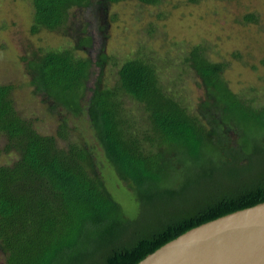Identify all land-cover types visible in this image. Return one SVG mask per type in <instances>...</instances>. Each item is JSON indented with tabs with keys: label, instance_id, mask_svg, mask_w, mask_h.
<instances>
[{
	"label": "trees",
	"instance_id": "trees-1",
	"mask_svg": "<svg viewBox=\"0 0 264 264\" xmlns=\"http://www.w3.org/2000/svg\"><path fill=\"white\" fill-rule=\"evenodd\" d=\"M116 1L98 0L100 10ZM30 3V32L44 27L71 40L60 48L22 44L18 58L31 92L51 101L50 111L84 114L135 209L127 214L112 198L90 146L69 138L63 116L53 133L37 131L14 107L12 84L0 82V153L12 154L0 163L4 264H132L197 223L264 200V100L232 91L221 75L224 61L208 58L199 43L186 48L181 62L199 88L189 108L147 58L116 61L93 47L91 23L74 12L91 0ZM107 60L115 66L110 84L101 82ZM122 94L138 113L125 108ZM221 167L223 179L215 175ZM187 187L195 191L185 195Z\"/></svg>",
	"mask_w": 264,
	"mask_h": 264
},
{
	"label": "rangeland",
	"instance_id": "rangeland-1",
	"mask_svg": "<svg viewBox=\"0 0 264 264\" xmlns=\"http://www.w3.org/2000/svg\"><path fill=\"white\" fill-rule=\"evenodd\" d=\"M99 6L98 0H91L90 7L74 9L75 17L91 23L93 47L99 45L116 61L133 54L147 58L154 63L163 83L187 107L196 100L199 88L193 83L191 69L181 62V55L193 43L205 46L208 58L225 62L221 75L232 91L251 98L253 103L264 100V0H158L150 4L118 0L108 3L103 12ZM32 11L30 0H0V82L12 84L14 107L20 116L32 118L37 131L53 133L58 118L64 117L70 129L69 138L90 146L105 187L122 210L130 214L135 202L106 164L84 114L72 115L60 106L50 111L47 104L51 101L41 100L39 94L30 90L18 58L22 44L29 42L42 48L71 44L68 37L55 30L38 27L30 32ZM247 11L256 15L255 21L242 19ZM109 60L102 68L104 84H110L114 78L115 66ZM91 69L89 79L96 68ZM121 99L126 109L139 112L129 96L122 94ZM11 158L12 154L0 153V163ZM226 174L224 167L215 173L222 179ZM185 191V195L191 194L195 188L187 187ZM0 264H4L1 256Z\"/></svg>",
	"mask_w": 264,
	"mask_h": 264
},
{
	"label": "water",
	"instance_id": "water-1",
	"mask_svg": "<svg viewBox=\"0 0 264 264\" xmlns=\"http://www.w3.org/2000/svg\"><path fill=\"white\" fill-rule=\"evenodd\" d=\"M132 264H264V200L197 223Z\"/></svg>",
	"mask_w": 264,
	"mask_h": 264
}]
</instances>
